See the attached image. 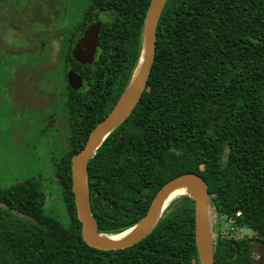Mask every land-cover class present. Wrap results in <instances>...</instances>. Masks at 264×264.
Listing matches in <instances>:
<instances>
[{
  "label": "trees",
  "instance_id": "1",
  "mask_svg": "<svg viewBox=\"0 0 264 264\" xmlns=\"http://www.w3.org/2000/svg\"><path fill=\"white\" fill-rule=\"evenodd\" d=\"M150 2L91 1L86 14L108 18L94 64L74 60L85 85L71 90L70 149L55 166L67 221L40 216L42 224L29 228L0 208V264H201L196 203L188 195L170 203L145 239L118 250L87 244L75 204L72 157L127 89ZM188 172L208 183L220 228L222 216L241 211L234 228L264 241V0L166 1L147 88L89 163L99 231L135 226L163 185ZM41 201L38 180L0 188V203L26 214ZM253 248L218 236L215 263L253 264Z\"/></svg>",
  "mask_w": 264,
  "mask_h": 264
},
{
  "label": "rangeland",
  "instance_id": "2",
  "mask_svg": "<svg viewBox=\"0 0 264 264\" xmlns=\"http://www.w3.org/2000/svg\"><path fill=\"white\" fill-rule=\"evenodd\" d=\"M53 2L0 0V188L38 180L47 204L54 205L62 214L63 189L55 166L70 149V112L65 99L62 104L54 101L52 107L45 108L39 103L41 94L34 86L59 63V56L49 58L41 54L57 55L56 49L62 52L66 30L82 20L90 0H59L58 9ZM105 17L108 18L107 14L102 15L107 20ZM53 26L55 31L51 30ZM46 37L57 41L48 50L42 46ZM54 85L64 87L65 82L60 77ZM54 110L60 119L57 122L50 117ZM211 220L214 240L218 236L254 235L249 228L239 231L222 221L220 228L215 213Z\"/></svg>",
  "mask_w": 264,
  "mask_h": 264
},
{
  "label": "water",
  "instance_id": "3",
  "mask_svg": "<svg viewBox=\"0 0 264 264\" xmlns=\"http://www.w3.org/2000/svg\"><path fill=\"white\" fill-rule=\"evenodd\" d=\"M167 0H151L144 25L141 55L130 83L112 111L91 131L86 145L72 157L73 192L78 218L82 223V236L88 245L102 250H118L133 246L145 239L155 228L170 203L169 195L179 187H186V193L196 203V243L201 264L215 263L214 213L209 194V185L194 172L183 173L172 178L159 190L147 214L133 227L116 234H103L94 217L89 191V163L107 137L132 113L147 88L148 80L156 58L158 25ZM102 23L89 26L79 45L73 51L82 64H93L99 46ZM71 85L81 90L82 79L71 73ZM181 196V195H180ZM177 198V197H176ZM133 230L123 241L111 236ZM253 264H264V241L254 239Z\"/></svg>",
  "mask_w": 264,
  "mask_h": 264
},
{
  "label": "flooded vegetation",
  "instance_id": "4",
  "mask_svg": "<svg viewBox=\"0 0 264 264\" xmlns=\"http://www.w3.org/2000/svg\"><path fill=\"white\" fill-rule=\"evenodd\" d=\"M91 1L92 0H90L88 6L86 7L85 11L83 12L82 20L77 24V26L70 29V30H66L67 34L62 39V42H63L62 43V46H63L62 52L61 51L59 52L56 49L57 55L44 54V53L41 54L42 56L46 55L49 58L59 56L58 66L47 70L44 73V75L42 76V81L40 82V84L37 86H34L35 91L38 92L39 94H41L42 102L39 101V103L43 104L45 108L52 107V105H54V101H56V102L60 101V103L62 104V101L64 99L67 100L66 104H68V101L70 100V97L72 95L71 94L72 89L74 91H81L84 89L85 80L80 75L79 71L76 69V67H78V65L76 64V62L74 60H76L77 62H79V61L74 57L73 51L81 42V39L83 38L84 33L89 28V26H91L92 24L101 22L102 27H103V24L105 21L102 18L101 12H92V13H89L88 15L86 14V12L89 10V8L91 6ZM58 4H59V0H55V2H53V5H54L53 7L58 9L59 8ZM105 19H106V17H105ZM102 27H101V30H102ZM47 29H49V28H47ZM55 29H56V27L52 28L51 30L55 31ZM101 30H100V34H101ZM100 34H99V43H100ZM53 39L54 38H50V39L47 37L43 38L42 39V46L43 47L47 46L46 50H48L49 45H55V43L57 42L56 40H53ZM71 44H73V46H72V49L70 51L69 48H70ZM53 48H56V47H53ZM98 48H99V46H98ZM98 48H97V51L95 54V58H96V55L98 52ZM69 51L71 52L72 57L69 55ZM95 58H94V62H95ZM94 62H93V64H94ZM79 63L82 64L81 62H79ZM93 64H88V65H93ZM82 65H86V64H82ZM71 73L78 75L82 79L81 90H76L71 85L70 80H69V75ZM57 75H59V77ZM54 76H56V77H54ZM60 77H62L64 82H65L64 87H60V86L58 87V86L54 85V83L58 82ZM62 88H64L63 91H62ZM67 109L70 112V108L68 107ZM57 116H58L57 111L56 112H55V110L52 111L50 117L53 121L57 122L58 120H60ZM26 202H30L33 205H35L36 199L27 200ZM63 205H64V208H63L62 214L59 211L55 210L54 205L47 204V202H42V201L38 204L37 207L28 208L30 214L20 212L13 207H7L3 203H0V208L2 210H6L7 212L11 213L13 216L12 217L13 219H17V220H20L23 223H25L24 225L26 227L36 228V227L40 226L39 224H42L44 219L41 221V219H42L41 217H43V216L44 217L47 216V217H50L53 219H59V220L66 222L67 221V207H66L65 203H63ZM234 239H236V240L245 239V240H249L252 242L256 238H254V235L252 236V235L245 234L244 237L234 238ZM254 258H255V254L253 252V259Z\"/></svg>",
  "mask_w": 264,
  "mask_h": 264
},
{
  "label": "bare ground",
  "instance_id": "5",
  "mask_svg": "<svg viewBox=\"0 0 264 264\" xmlns=\"http://www.w3.org/2000/svg\"><path fill=\"white\" fill-rule=\"evenodd\" d=\"M186 187H179L177 189H175L170 195H169V200H172L182 194H185L186 193ZM133 230H128V231H125L123 233H120L118 235H114V236H111V239L115 240V241H123L125 240L126 238H128L131 233H132Z\"/></svg>",
  "mask_w": 264,
  "mask_h": 264
},
{
  "label": "built area",
  "instance_id": "6",
  "mask_svg": "<svg viewBox=\"0 0 264 264\" xmlns=\"http://www.w3.org/2000/svg\"><path fill=\"white\" fill-rule=\"evenodd\" d=\"M242 216V212L241 211H238L233 217H226V216H222L221 217V221L224 223V224H227L228 226H230L232 229H238L239 231H242L243 227H239V226H236L234 228V225L236 224V220L238 218H240Z\"/></svg>",
  "mask_w": 264,
  "mask_h": 264
}]
</instances>
